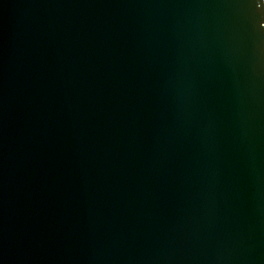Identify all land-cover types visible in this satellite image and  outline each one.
<instances>
[{
    "label": "water",
    "instance_id": "1",
    "mask_svg": "<svg viewBox=\"0 0 264 264\" xmlns=\"http://www.w3.org/2000/svg\"><path fill=\"white\" fill-rule=\"evenodd\" d=\"M0 264H264V0H0Z\"/></svg>",
    "mask_w": 264,
    "mask_h": 264
}]
</instances>
